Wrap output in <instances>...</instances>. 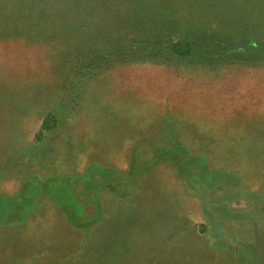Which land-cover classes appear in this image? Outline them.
<instances>
[{
    "label": "trees",
    "instance_id": "1",
    "mask_svg": "<svg viewBox=\"0 0 264 264\" xmlns=\"http://www.w3.org/2000/svg\"><path fill=\"white\" fill-rule=\"evenodd\" d=\"M72 1L86 10L70 27L73 35L65 34L67 38L79 37V45H76L75 54L61 53L64 63L60 66L65 70L54 83L59 85V90L52 89L54 94L50 101L53 99L54 107L43 109L44 97L39 87L17 85L19 87L4 93L2 89L6 85L0 80L2 98L21 102L24 107L29 102L21 112L16 107L10 110L0 97V142L2 137L11 139L9 144L0 143V153L4 148L6 155L13 152L12 157L8 155L0 164V264H92L85 250L100 240L97 228L105 222L108 195L114 201H123L125 208L137 210L139 191L152 200L159 192L173 205L172 208L169 205L170 210L164 215L174 220L160 223L163 244L149 247V254L143 256L147 258L146 264H156L154 259L158 260L157 264H264V231L252 228L253 222L264 224V210L261 209L264 182H256L264 180V136L255 139L260 146H252L249 140L243 139H237L234 144L233 137H227L228 134L220 136V142H212L208 134L184 137L187 132L179 118L190 116L187 111L192 104L191 107L180 105L183 108L176 105V110L163 111L161 120L168 133L156 138L152 147L149 146L152 139L149 142L146 138L129 139V159L122 167L117 162H124L126 149L123 153L120 150L122 156L105 148L100 150L105 145H113V141L104 145L98 128V135L91 142L88 135L96 123L82 122L78 130L71 125L67 128L65 122L70 117L61 112L64 73L75 72L84 78L116 64L133 62L196 65L211 72L236 64L264 66V0H215L214 3H208L210 0H122L124 14L113 11L111 15H108V7L119 0ZM189 1L214 8L210 16L194 17V20H201L188 23L183 18L181 6H187ZM25 2L29 7L31 3ZM17 3L18 0H0L1 25L14 20L25 21L15 16ZM234 4L239 8L235 9ZM137 7L139 11L132 20V12ZM32 13L38 15L37 10ZM87 18H92L90 26L84 22ZM143 18L147 23L156 22L154 27H147ZM105 19L109 22L105 23ZM62 20H68L66 14ZM212 20L217 24L211 23ZM10 23L0 25V37L22 34V30L11 28ZM4 26H8V30ZM105 26L113 27L109 36ZM98 33L101 34L96 38L90 37ZM33 35L51 41L43 33ZM35 78L38 83L41 74L36 73ZM66 82L74 109L87 107L85 101H80L78 92L72 93L68 79ZM119 89L118 97L125 99L126 92ZM259 89L264 90V87ZM263 97L261 94L248 101L246 111L249 114H241L252 119L256 130L259 128L256 123L264 118ZM227 98L230 104L238 101L237 93H229ZM8 112L14 115L16 123L4 116ZM82 113L78 111V118ZM24 116L34 119L31 126L35 124V128L27 129L28 134L16 133ZM184 124L191 125L190 122ZM124 129L127 132V128ZM143 141L146 142L141 144ZM252 148H256L255 151ZM147 150L154 151L153 156L148 157L144 153ZM258 155L263 158L252 166L255 175L252 179L247 175L251 168L247 165L253 163L246 162L243 166L240 162L247 156L256 158ZM106 156H114L111 158L115 164H108ZM238 165L241 170L235 168ZM171 166L175 169L173 172L171 169L161 174ZM150 170L154 177L150 178L151 184L144 185L140 179ZM174 173L178 176L176 181ZM159 176L170 177L172 184L157 185ZM41 219L51 220V228L46 229L43 239L39 230L25 234L21 229L38 225ZM59 220L64 221L62 225ZM243 225L251 229L248 235L240 233ZM15 229L18 233L13 237L11 230ZM29 248L31 253L25 252Z\"/></svg>",
    "mask_w": 264,
    "mask_h": 264
},
{
    "label": "rangeland",
    "instance_id": "2",
    "mask_svg": "<svg viewBox=\"0 0 264 264\" xmlns=\"http://www.w3.org/2000/svg\"><path fill=\"white\" fill-rule=\"evenodd\" d=\"M25 1L31 3L29 7L26 6ZM121 1L112 2V5L108 7V15H111L113 11L124 14L125 5L121 4ZM18 2L15 16L22 17L25 21L14 20L3 25L10 23L11 28L22 30V34L10 38L0 37V80L4 81V85H6L2 90L4 93L12 91L19 87L17 85L39 87L38 89L44 97L42 102L43 109L53 108L55 105L51 102L53 99L50 101V97L54 94L52 89L59 90V85H54V83L58 78L57 76H62L61 74L65 70L63 66H60L64 63L61 53L66 51H68L67 53H74L76 45H79V37L67 38L65 34L68 33L70 35L72 31L74 32L70 27L76 24L77 17L82 18L81 15L86 9L83 5L75 4L72 0H52L50 2L49 0H18ZM214 2L215 0H210L208 3ZM233 6L235 9L239 8L238 4ZM211 8L214 7L211 5L201 6L198 2L189 1L187 6L185 4L181 6V12L185 21L189 23L201 20H194V17H200L201 15L210 16ZM33 10L38 11L37 16L32 13ZM138 11L139 7L134 9L132 20H134V15ZM101 12H105V10L101 9ZM63 14H66L68 20H62ZM40 17L42 19L38 20ZM87 19L88 21L84 22L90 26L93 22L92 18ZM146 21L143 18V22L149 28H153L156 23H147ZM104 22L108 23L109 21L105 19ZM211 23L217 24L214 20ZM246 25L248 26L249 24L244 26ZM4 27L8 30V26ZM105 27L108 32L107 36H109L113 32V27ZM230 27L226 26L225 28ZM36 32L38 34L43 33L51 38V41L44 39L45 37L37 39L33 35L34 33L36 35ZM23 34L31 36L30 39ZM100 34L90 37L96 38ZM238 35L240 34L236 33V36ZM223 67L211 72L196 65L166 66L156 62H133L116 64L84 78L79 77L75 72L64 73L61 90L63 99L61 101V112L67 113L70 117L65 122V126L68 128L71 125L73 129L77 128L78 130L82 122L96 123V125L94 124V129L88 135L89 139L92 142V139L98 135L97 129L100 128V139H104L101 142L104 145L106 143L110 145L111 140L113 141V145H105V147H100V150L105 148L107 151H111L112 154L122 156L123 150L126 149L124 162H122L123 160L117 162L119 163L118 166L122 167L125 161L129 159L127 158V155L129 157V139L138 138L143 140L146 138L148 142L152 139L151 142L153 143L149 144L152 147L156 138L161 136V134L168 133L166 129L164 130L165 124L161 120L163 111L165 112L168 108L176 110V105L191 107L192 104L193 107H191V110L189 108V111L186 110L190 113V116L178 117L185 128L184 132H187L184 137L192 136V134H208L212 142H220L222 139L220 136L228 134L227 137H233L234 144L237 139H243L244 141L249 140L252 146H260L255 139L258 136H264V123H262L264 118H261L263 120L260 119L261 122L256 123L259 124V128L256 130L253 128L255 124H252V119L245 115L242 117L241 114L243 112L249 114V111H246L248 101L264 94V90L259 89L264 87V66L252 67L236 64L227 68ZM36 73L41 74V81L38 79V83L35 80ZM66 79L70 82V87L73 89L72 93L78 92L80 101H85L88 108L77 107L78 109H74L72 106L74 103L68 93L67 87L69 84H67ZM119 87H121V91L124 90L126 92L125 94L123 93L124 97H126L125 99L118 97ZM258 91L263 92L258 93ZM229 93H237V103H228L227 95ZM0 97L2 98L3 96L0 94ZM2 99L6 101L10 110L16 107L18 111L24 112L25 107L27 108L29 105V102H27L24 107L21 102H15V100L9 102L6 98ZM262 102V109H264V97ZM79 110L83 113L78 118ZM156 111L157 113L155 114ZM4 116L9 117L10 122L14 121V115L11 113L8 112ZM9 119H6L8 123ZM21 121L22 126L20 130H15L16 133L23 132L28 134L27 129L35 128V124L31 126L34 122L33 118L24 116ZM184 122H190L191 125L188 127ZM125 127L127 132L124 129ZM10 142L11 139L8 137H2L0 143L9 144ZM144 142L146 141L141 144ZM227 144L229 145L228 142ZM255 149L252 148L253 151ZM6 152L4 148V151L0 153V164L3 163V160L8 155L11 157L13 155V152L7 153L8 155H6ZM153 152L147 150L144 153L151 157L154 154ZM258 156H255L256 158L247 156L245 160L240 162L243 166L247 165L246 162L253 163L247 165L251 167L247 175L248 177L250 175L252 179L255 176L254 167L252 166L259 164L263 158L261 155ZM111 157H107V163L114 165V158ZM232 157L239 158L237 155H232ZM238 167L239 165L235 168L241 170ZM171 169L172 172L175 170L171 166L167 171L163 169L161 174L170 172ZM150 174H152L151 170L143 175V178L141 177L140 180L144 185L147 183L151 184L150 178L151 176L154 177V175ZM174 174L175 178L173 179L176 181L178 176H176V173ZM256 182L261 184L264 180ZM156 184L167 186L172 184V180L168 176L166 178L161 176L157 179ZM256 186L258 185H254V187ZM140 189H142V186ZM161 191L165 194L162 187ZM85 197L83 196V198ZM167 203L166 197L163 198L159 192L156 193L155 198L152 200L139 191V207L137 210H131L125 208L126 205L123 201H114L108 195L107 201H105L107 216L104 218L105 222L97 228L98 232L96 235L101 236L100 240L94 241L85 250L89 259L92 260V264H146L147 258H143V256L149 254L147 253L149 247H158L163 244V234L159 232L160 229L158 228L160 223H168L174 220L173 217L164 215L170 210L169 205L171 206V204ZM245 203L243 201L244 205H246ZM192 206H194L193 202ZM261 209L264 210V204ZM50 222L51 220L41 219L38 225H31L30 227L28 225L21 229H24L25 234H32L33 231L39 230L42 233L40 238L43 239L46 232L51 228ZM59 222L62 225L64 221L59 220ZM252 228L254 231H264V224L262 221L253 222ZM239 230L240 233L248 235L251 229L243 225ZM17 233V229L11 230L13 237H16ZM257 234L261 237L260 233L257 232ZM262 251H264V248ZM25 252L31 253V248L25 250ZM157 262L158 260L154 259V263L157 264Z\"/></svg>",
    "mask_w": 264,
    "mask_h": 264
}]
</instances>
